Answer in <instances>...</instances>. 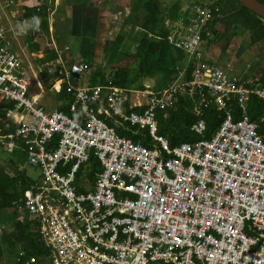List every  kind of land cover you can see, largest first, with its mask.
I'll return each mask as SVG.
<instances>
[{
	"label": "built area",
	"instance_id": "1",
	"mask_svg": "<svg viewBox=\"0 0 264 264\" xmlns=\"http://www.w3.org/2000/svg\"><path fill=\"white\" fill-rule=\"evenodd\" d=\"M219 12L193 6L163 21L167 44L196 65L188 63L190 82L177 68L161 91L145 81L141 90L90 87L86 62H65L61 51L43 62L19 54L11 28L0 27V103L12 105L0 116V146L23 152L39 173L12 210L19 223L28 216L49 264H264V119L251 122L247 110L251 98L264 104V85L204 61ZM45 74L54 92L72 98L68 113L41 105ZM184 97L197 117L189 131L200 139L171 147L157 115ZM209 101L222 115L203 139ZM15 263L38 262L19 249Z\"/></svg>",
	"mask_w": 264,
	"mask_h": 264
},
{
	"label": "trees",
	"instance_id": "2",
	"mask_svg": "<svg viewBox=\"0 0 264 264\" xmlns=\"http://www.w3.org/2000/svg\"><path fill=\"white\" fill-rule=\"evenodd\" d=\"M89 1L90 0H83L85 4L89 3ZM231 1L235 2L238 6L240 5L244 11L255 15L239 2L237 3L235 0ZM257 1L264 5V0ZM221 2L222 0H215L213 4L210 3L212 5L192 3L184 8L185 11H182V14L186 16L188 11L193 8V6H217L221 9ZM53 5L54 0H52L50 4L46 3L32 8L25 7L23 9L21 20L29 24L33 21L29 31L30 34L35 35L42 32H49V16L53 11ZM177 9L178 8L176 6L171 5L170 8L163 13L157 0H137L131 9L126 11L127 16L124 22L121 20L122 17L120 11L114 13V24L118 26L122 25L123 27L132 26V28L138 26L142 34L136 41L137 47L135 48L133 54L126 52L127 49L125 52L121 51L123 42V38L121 36H118L113 42H110V46L108 48H104L108 54L105 58V62L107 61L112 66L118 62L120 57H123V60H133V63L124 66L119 65L115 69H110L108 73L96 68L89 77L90 85L106 86L111 84L125 89L134 88L141 90L143 89L142 84L146 79H153L154 89L156 91H161L170 87L175 82L176 77L178 76V72L176 71L177 68L184 70L185 72L182 81L190 82L193 66L188 63H192L193 65H196V63L193 62L192 58H189L181 51L177 52L173 50L171 46L167 44L166 34L162 30V23L166 19L165 17L175 18L177 15L179 17L180 12L178 14L175 13ZM9 15L10 12L7 13V16ZM136 15L137 17H135ZM71 17L78 20L80 13L75 10L72 12ZM138 19H140V22H138ZM218 19V16L214 17L209 26L210 31H213ZM227 32V28L224 27L221 31V35L225 36ZM209 38L210 37H207V40ZM81 42L82 45L88 43L85 39H81ZM94 44L95 43L92 44V48ZM80 49H83V46ZM89 52L88 58L83 59L88 63V65L89 62L93 61L94 56V52L92 53V50ZM50 53H47V59L54 57V55L49 57ZM204 61L209 64H213L205 57ZM46 76L48 79L53 81L52 76ZM45 78L46 77H43L42 81L46 88H48L49 85L45 81ZM262 85H264V82H262ZM56 101L63 102L62 106L59 108L60 110H63L65 113L69 112L67 105L72 101V98L69 95L59 94L56 96ZM5 107H11V105L0 103V116L2 109ZM192 109L193 103L187 97H184L179 99L177 105L173 109L164 110L157 115L158 133L160 136H163L168 140L171 147L180 143L193 142L200 139V137L195 136L189 131L190 127L197 119V117L195 118L193 115ZM247 110L248 117L251 122H258L261 118L264 119V104L255 98H251L249 100ZM221 115L222 114L217 111L212 101H209L204 106L203 119L206 123V132L203 139H209L217 131L220 125ZM234 119H239L236 108H234ZM117 133L122 137L127 136L136 140V137L126 135L119 129L117 130ZM258 133L264 134V121L258 126ZM17 156L23 157L25 162V156L23 154H17ZM31 182L32 180L26 177L21 171H17L15 176L10 177L3 170H0V211H7L11 209L13 205L23 196V193L29 188ZM24 219L25 221L23 224H14V229L18 232L14 242L20 247V249L25 251L28 257H33L37 262H42L47 259L48 252L37 235L30 229L31 225L28 222V216L25 215ZM15 257L16 252L13 258V264H15Z\"/></svg>",
	"mask_w": 264,
	"mask_h": 264
},
{
	"label": "crops",
	"instance_id": "3",
	"mask_svg": "<svg viewBox=\"0 0 264 264\" xmlns=\"http://www.w3.org/2000/svg\"><path fill=\"white\" fill-rule=\"evenodd\" d=\"M13 1L16 3V5L13 8L14 12H10V15L7 16V19L4 18V22H3V23H7V28H11L12 30L7 34V40L13 51L19 54L22 53L27 55L33 54L34 56H36V58H38L39 62L55 59L57 57L56 51H58L56 49H54L53 50L54 52L51 53L49 51H46V53H50L49 57L54 55V57L51 59H47V54L44 55L43 53H35V52L43 51L42 49L45 46L46 41L50 42V40H45L44 42L39 43L36 40H34V38H31L33 36L48 37L50 36V32L54 31L55 38L51 39L52 45L54 46L58 45V48L64 51L61 52H63L64 54L65 62H69V61L75 62V60L87 59L90 53L89 51L92 50L93 53V48L91 50L79 48L77 49V53L81 54L83 52L84 56L86 57L74 59L73 57L74 54L72 53L71 48L68 45L69 43H64L60 41V37L58 36L59 30H57L56 27V23L59 18L52 19L51 17L58 12L62 0H54V5L52 7L53 11L50 13L49 16V32L45 34H43V32L39 33L40 35L39 34L32 35L29 33L33 21L31 24L25 23L24 21L21 20V14L25 7H36L37 4L40 5H44L46 3L50 4L52 0H13ZM96 1L103 3L105 0H95V2ZM95 2L90 1L89 3H87L84 7V11L96 21H98V19L101 21L100 12H102L103 10L97 11L94 9V6L89 5ZM213 2H215V0H202L201 4L212 5ZM21 3H23L24 6L20 5ZM173 5L178 8L175 11V13L178 14L180 12L181 15L184 8L191 4L179 6L177 3H175ZM163 10L166 9L163 8ZM106 11L108 13H112V15L113 13L119 12L112 10L109 5L107 6ZM59 16H61L60 20L63 22V24H65V21H68V17L71 18V15H68L67 8H63V11L59 14ZM218 17L219 19L217 20V23L213 28L212 36L208 40H206L204 44V57L209 62L220 66L229 74L239 76L241 82L246 85L262 84V82H264V20L258 18L257 16L249 12L244 11L240 5L238 6L235 2L231 0H222L221 9L218 14ZM101 26H102V22H101ZM224 27L227 28L228 32L225 36H222L221 31ZM62 32L63 34H68L69 32L68 28H66L65 33H64V29ZM25 35H28L30 39L29 42L22 40V37ZM61 45H64V48H62ZM65 52L70 59L65 55ZM41 57H43V59H40ZM30 59L33 60L31 57ZM249 61H253V62L248 63ZM93 71L95 70H91L90 68L89 77ZM48 75L52 76L51 74ZM45 77H46L45 81L47 83L53 82L52 80L48 79L47 76ZM60 103L62 106L63 102L60 101ZM19 154H23V153L20 152ZM10 165L14 168V170L17 171L20 170V166L18 164L10 163Z\"/></svg>",
	"mask_w": 264,
	"mask_h": 264
},
{
	"label": "rangeland",
	"instance_id": "4",
	"mask_svg": "<svg viewBox=\"0 0 264 264\" xmlns=\"http://www.w3.org/2000/svg\"><path fill=\"white\" fill-rule=\"evenodd\" d=\"M90 1L95 2V0H90ZM136 1L137 0H105L103 3L96 1L93 4H89L91 6H94V9L97 11L103 10L102 12H100L101 21L99 19L98 21H96L84 11V7L86 4L83 2V0H62L58 12L51 18L52 19L59 18L56 23L57 30H59L58 36L60 37V41L64 43H69L68 45L70 46L71 51L74 54L73 55L74 59L86 57L84 56L83 52L81 54H78L77 49L83 46V49L91 50L92 44L95 43L93 46V52H94L93 61L89 62V67L87 68L88 69L91 68V70H95L97 68L99 70L105 71V73H108L110 69H115L119 65L124 66V65L132 64L133 60L126 61L123 60V57H120L118 62L111 66V64H109L107 61L105 62V58L108 56V54L106 53V50H104V48H108L110 46V42H113L118 36H121L123 38L121 51L125 52V50L127 49L126 52L133 54L135 48L137 47L136 41L141 36L142 32L138 28V26L132 28V26L123 27L122 25L118 26L114 24L113 23L114 13L113 15L112 13H108L106 11V8L109 5L112 10L120 11L122 17L121 20L122 22H124L127 16L126 11H129L131 7L136 3ZM157 2L159 3L162 12L164 13L165 11L168 10V8L171 5L175 3H177L179 6L189 5L195 2L201 4L202 0H157ZM7 4H11L12 6L16 5V3L13 0H0V27H2V25H5L7 27V23H3L4 18L6 17V13L9 10L8 7L6 6ZM20 5L24 6L23 3H21ZM37 6H40V4H37ZM63 8L68 9V15H71L72 12L77 10V12L80 13V17L78 18V20L72 17L71 18L68 17V21H65V24H63V22L60 20L61 16H59V14L63 11ZM163 8H165L166 10H163ZM135 17H137V15ZM165 18H169V17H165ZM101 22H102V26H101ZM138 22H140V19H138ZM66 28H68L69 32L68 34H63L62 31L64 29V33H65ZM31 38H34V40H36L39 43L44 42L45 40H50V42L46 41L45 46L42 49L43 51L35 52V53H43L44 55H46L47 54L46 51L54 52L53 51L54 49L58 51H63L58 48V45H56L57 47L52 45L51 39L55 38L54 31L50 32V36L48 37L33 36ZM81 39L87 40L88 43L82 45ZM22 40L26 42L30 41L28 35L23 36ZM61 47L64 48V45H61ZM73 47L75 50L73 49ZM65 55L68 57L66 52ZM75 62L85 64L83 60H75ZM252 62L253 61H249L248 63H252ZM145 83L148 85H154V80L153 79H151V81L145 80ZM44 90L46 94L41 98L40 100L41 104L46 108L54 107L56 105V102L53 94H49V92L45 87ZM34 92H36L35 89ZM10 163L18 164L20 166L19 171H21L26 177H28L32 181L33 180L37 181L39 179L38 171L35 168L29 167L24 162L23 157H19L17 156V154L14 155L8 154L0 146V170H3L7 175L13 177L17 173V170H14V168L10 165ZM16 223H19L18 217L15 214V212L12 210V208L7 211H0V230H1L0 264H13L14 254L16 252V256H17V252L20 249V247L14 242L15 237L18 235V232H16L14 229V224ZM37 264H49V262H47L46 259L43 260L42 262H38Z\"/></svg>",
	"mask_w": 264,
	"mask_h": 264
},
{
	"label": "clouds",
	"instance_id": "5",
	"mask_svg": "<svg viewBox=\"0 0 264 264\" xmlns=\"http://www.w3.org/2000/svg\"><path fill=\"white\" fill-rule=\"evenodd\" d=\"M210 33H211V36H212V31H210ZM211 36H209V37H211ZM87 63V62H86ZM88 64V63H87ZM89 66V65H88ZM46 75H48V74H45L43 77H45ZM43 77L41 78V80L43 79ZM88 77H89V75H88ZM88 77H86L85 79H84V83L86 84V85H88V86H90V87H96V86H91L90 85V83H89V78ZM40 80V83H41V85H42V87H43V93L41 94V98L46 94V92H45V90H44V87L46 88V86L44 85V83H43V81H41ZM53 80H54V77H53ZM48 85H49V87L48 88H46L47 89V91L49 92V94H53V96H54V98H55V102H56V106L55 107H53V108H56V109H58V110H60L59 108L61 107V103L59 102V101H56V96L57 95H59V94H64L63 92H59V93H56V92H54L53 90H52V85H53V82H49L48 83ZM34 89L36 90V92H34ZM32 92L34 93V94H38L39 93V90H37V88L35 87V86H33V88H32ZM72 102V101H71ZM3 104H7V103H3ZM11 105V104H10ZM42 105V104H41ZM69 105H70V103L67 105L68 106V109H69ZM11 107H12V105H11ZM11 107H5V108H11ZM2 111H3V109H2ZM62 111V110H61ZM64 112V111H63ZM65 113V112H64ZM2 114V113H1ZM158 135H159V133H158ZM163 137V136H162ZM165 138V137H164ZM166 139V138H165ZM20 152L19 151H17V152H15L14 154H19ZM23 153V152H22ZM14 154H12V155H14ZM23 155H24V153H23ZM25 156V155H24ZM26 163V162H25ZM30 167V166H29ZM36 180H33L32 182H31V185L35 182ZM30 185V186H31ZM29 189V188H28ZM27 189V190H28ZM26 190V191H27ZM24 194V193H23ZM23 197V196H22ZM21 197V198H22ZM19 201V200H18ZM14 206V205H13ZM12 209H13V207H12ZM24 221H25V219H24ZM24 223V222H23ZM23 223H21V224H23Z\"/></svg>",
	"mask_w": 264,
	"mask_h": 264
},
{
	"label": "water",
	"instance_id": "6",
	"mask_svg": "<svg viewBox=\"0 0 264 264\" xmlns=\"http://www.w3.org/2000/svg\"><path fill=\"white\" fill-rule=\"evenodd\" d=\"M249 11L264 19V5L259 3L257 0H236Z\"/></svg>",
	"mask_w": 264,
	"mask_h": 264
}]
</instances>
